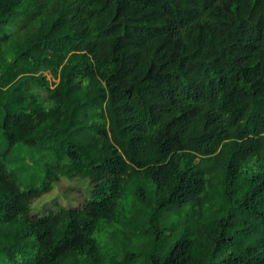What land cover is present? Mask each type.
<instances>
[{"label":"trees","instance_id":"1","mask_svg":"<svg viewBox=\"0 0 264 264\" xmlns=\"http://www.w3.org/2000/svg\"><path fill=\"white\" fill-rule=\"evenodd\" d=\"M0 134V264H264V0H0Z\"/></svg>","mask_w":264,"mask_h":264},{"label":"rangeland","instance_id":"2","mask_svg":"<svg viewBox=\"0 0 264 264\" xmlns=\"http://www.w3.org/2000/svg\"><path fill=\"white\" fill-rule=\"evenodd\" d=\"M50 78V76L48 77ZM6 148V141L0 134V158H3L2 152ZM46 158L35 151L34 148L16 144L10 151L7 167L15 173V177L23 187L29 184H39L44 174V163ZM258 164L254 161L247 164L243 170L245 174L254 172ZM90 182L87 179L80 178H61L54 183L51 192L40 198L34 203V210L41 213L46 210L56 209L60 207H78L81 206L85 199ZM45 209V210H44Z\"/></svg>","mask_w":264,"mask_h":264}]
</instances>
